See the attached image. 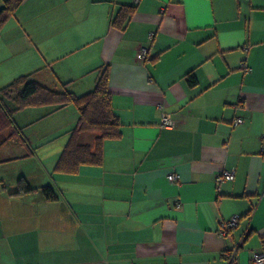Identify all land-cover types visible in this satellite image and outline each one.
Returning a JSON list of instances; mask_svg holds the SVG:
<instances>
[{
  "label": "crops",
  "instance_id": "obj_1",
  "mask_svg": "<svg viewBox=\"0 0 264 264\" xmlns=\"http://www.w3.org/2000/svg\"><path fill=\"white\" fill-rule=\"evenodd\" d=\"M121 5L135 7L122 30ZM105 65L121 137L101 165L29 183L55 201L0 180V264H229L233 246L249 264L264 251V0H25L0 30V88L30 75L83 94ZM50 110L15 113L31 145L68 140L77 109ZM221 166L233 180L216 182Z\"/></svg>",
  "mask_w": 264,
  "mask_h": 264
},
{
  "label": "trees",
  "instance_id": "obj_2",
  "mask_svg": "<svg viewBox=\"0 0 264 264\" xmlns=\"http://www.w3.org/2000/svg\"><path fill=\"white\" fill-rule=\"evenodd\" d=\"M24 1L5 0L0 8V30ZM134 9V6L121 5L112 19V25L122 30ZM186 81L190 86L197 83L192 72L187 73ZM68 105L77 109L78 118L52 172L76 174L81 166L101 165L104 142L118 139L122 135L121 122L112 107L108 65L99 70L94 87L83 94L67 90L65 83H58V88L47 87L30 75H20L0 88V148L8 140L15 138L27 149V155H33L34 148L23 128L16 122L15 113L25 108L41 106L50 107V111H54ZM4 130L8 131L6 136L2 134ZM85 134L92 135V142L82 139ZM22 180L10 194L26 195L40 190L47 201H55L59 197L50 183L33 187Z\"/></svg>",
  "mask_w": 264,
  "mask_h": 264
},
{
  "label": "rangeland",
  "instance_id": "obj_3",
  "mask_svg": "<svg viewBox=\"0 0 264 264\" xmlns=\"http://www.w3.org/2000/svg\"><path fill=\"white\" fill-rule=\"evenodd\" d=\"M27 133L30 134L29 129ZM66 135L54 136L52 139L55 142L52 143L43 141L33 143V155H27V149L17 139L8 140L9 142L7 141L8 143L6 142L7 144L5 143L6 145L0 148L1 183L16 188L19 182L23 181L22 179L25 180L24 182L32 183L37 177L42 176V173L49 177L53 169L51 160L57 156L56 151L64 147L63 142L67 140Z\"/></svg>",
  "mask_w": 264,
  "mask_h": 264
},
{
  "label": "built area",
  "instance_id": "obj_4",
  "mask_svg": "<svg viewBox=\"0 0 264 264\" xmlns=\"http://www.w3.org/2000/svg\"><path fill=\"white\" fill-rule=\"evenodd\" d=\"M138 1V0H136ZM143 54L145 51L142 52ZM242 69L245 71H249L250 67L246 64H242ZM171 122V117L168 113H163L161 116V125L163 127H169ZM242 119L237 117L234 119V123L238 124L241 123ZM235 177V170L229 169L226 167H219L217 175H216V182L222 183L227 180H233ZM169 181H176L178 178V175L176 173H170L167 176ZM239 220V215H232L229 218L222 220L219 225L218 232L221 236L227 237L230 235L231 230L237 225ZM237 246H233L231 249H228L223 252V257L229 262V264H238L237 259ZM249 264H264V251L260 253H255L250 261Z\"/></svg>",
  "mask_w": 264,
  "mask_h": 264
}]
</instances>
